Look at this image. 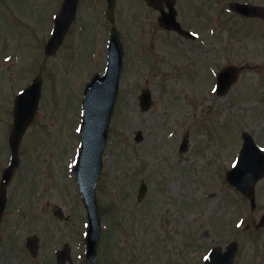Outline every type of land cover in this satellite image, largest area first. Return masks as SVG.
<instances>
[{
	"label": "rangeland",
	"instance_id": "rangeland-1",
	"mask_svg": "<svg viewBox=\"0 0 264 264\" xmlns=\"http://www.w3.org/2000/svg\"><path fill=\"white\" fill-rule=\"evenodd\" d=\"M61 2L0 0V174L15 93L42 77L7 190L0 264H57L64 244L71 260L64 264H85L87 215L71 163L83 87L104 72L112 26L125 54L96 185L102 237L94 264H204L211 247L231 240L239 245L233 264H264V178L253 205L225 180L241 131L264 147V20L241 21L223 2L178 0L181 24L201 32L193 41L164 32L143 0H117L113 22L105 17L106 0H79L62 46L47 56ZM230 61L242 70L220 96L211 90L215 69ZM143 88L152 95L145 111ZM141 180L147 190L138 198ZM29 235L39 238L35 256L25 247Z\"/></svg>",
	"mask_w": 264,
	"mask_h": 264
},
{
	"label": "water",
	"instance_id": "water-1",
	"mask_svg": "<svg viewBox=\"0 0 264 264\" xmlns=\"http://www.w3.org/2000/svg\"><path fill=\"white\" fill-rule=\"evenodd\" d=\"M150 3L152 0H148ZM153 3V2H152ZM75 0H65L62 10L56 19L55 30L53 37L49 40L46 46V52H54L73 18ZM251 13H255L257 9L251 8ZM171 14L166 16V19ZM121 55L122 51L117 41V36L113 32L111 35V44L109 48V63L107 72L103 77L95 75L87 84L85 89V98L83 100L84 120L81 127V148L75 172L77 180L81 187L86 208L89 213L90 227L87 235V264H93L96 256L97 243L100 233V221L97 213V203L94 194V187L99 178L101 169V155L107 138V127L110 121V116L113 111V104L117 95L118 79L121 70ZM227 70V69H226ZM234 76L232 77V79ZM233 80H230L231 83ZM40 79H36L33 85V91L30 92L33 101V107L28 110L27 114L18 112L16 114L15 132L11 137V145L14 150H17L21 136L33 114L38 97ZM28 92V91H27ZM147 103L143 104L146 108ZM23 111V110H20ZM244 138H248L244 134ZM14 163V162H13ZM12 169L8 168L3 176L0 190V216L3 211L4 204V186L9 181L12 175ZM264 173V169L258 171L251 176L250 187L253 182ZM230 181L234 184L236 174L229 173ZM239 183V182H238ZM239 187L244 190L242 186ZM250 193V192H249ZM234 249H231L221 255L219 249H214L209 255L207 264H230Z\"/></svg>",
	"mask_w": 264,
	"mask_h": 264
}]
</instances>
